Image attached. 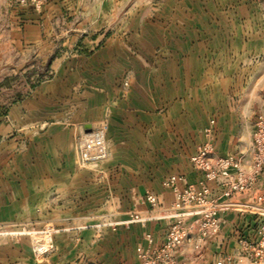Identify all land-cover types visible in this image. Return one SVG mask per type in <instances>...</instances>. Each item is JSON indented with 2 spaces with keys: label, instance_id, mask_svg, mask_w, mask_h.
<instances>
[{
  "label": "crops",
  "instance_id": "crops-1",
  "mask_svg": "<svg viewBox=\"0 0 264 264\" xmlns=\"http://www.w3.org/2000/svg\"><path fill=\"white\" fill-rule=\"evenodd\" d=\"M150 1L143 7L139 1L131 6L124 4V0H71L68 10L74 15L79 13L80 17L73 19L76 30L63 42L64 52L57 55L55 48L60 41L49 32L57 16L54 13L60 11L57 1L49 3L42 12L31 8L30 13L25 11L14 22L3 21L0 32L1 230L29 223L42 229L45 220L64 221V228L58 229V234L75 236L81 228L76 227V221L92 219L87 208L92 180L78 164L76 148L79 135L88 126L91 130H105L111 156L106 162L111 170L123 164L120 157L124 155L136 159L133 160L136 165L145 164L142 157L148 156L144 167H136L146 172L155 171L157 166L165 170L176 160L177 170L182 173L180 177L196 185L204 181V175L192 168L189 158L196 148L205 145L210 128L214 129V135L207 137L213 142L208 144L213 145L217 155H237L250 149L251 125L264 106V71H254L252 75L257 79L254 84H233L231 88L236 94L231 95V106L228 102L222 104L219 95H214L219 88L206 78L219 75L223 68L219 61L230 60L231 51L209 43L231 44L233 20L238 27L246 29L264 26V0ZM48 8L49 14L45 11ZM144 11L150 13L142 18ZM107 29L109 34L104 33ZM220 29H224L222 35ZM241 35L244 43L249 42L245 31ZM142 43L152 45L154 51L145 52ZM162 44L163 53H157L156 48ZM38 65H42V70L45 66L51 76L27 88L5 85L13 76L41 73ZM126 73L133 77L130 93L114 101L110 95L114 77ZM16 91L19 93L13 97ZM191 106L196 109L195 118ZM115 107L127 108V111L108 112ZM93 108L99 109V118L91 116ZM176 113L179 115L175 116ZM211 121L214 126L208 127ZM175 125L180 129L173 133ZM177 134L179 145L173 143ZM258 180L254 190L264 192V174ZM208 185L212 198L222 196L216 183ZM252 195L244 194L236 201L248 203ZM170 197L169 193L161 192L163 206L154 211L146 201L140 202L138 196L128 199L133 210L157 218L170 205ZM125 201L121 199V203ZM123 209L126 208L116 213L121 219L127 214ZM221 220V233L242 226L249 239L256 236L258 218L253 215L229 211L222 214ZM164 223L153 221L144 229L136 225L130 231L119 229L117 248L124 252V241L130 235L134 258L135 247L146 244V234H152L155 241L161 240ZM91 227V223L84 224V228ZM90 232L83 231L84 238ZM218 237H211L199 249L188 245L184 250L189 253L195 250L198 256L194 259L193 255L186 254L182 263L213 264ZM7 248L10 246L6 243L0 244V253ZM116 257L111 264H138L128 261V256ZM3 262L0 259V264Z\"/></svg>",
  "mask_w": 264,
  "mask_h": 264
},
{
  "label": "rangeland",
  "instance_id": "rangeland-1",
  "mask_svg": "<svg viewBox=\"0 0 264 264\" xmlns=\"http://www.w3.org/2000/svg\"><path fill=\"white\" fill-rule=\"evenodd\" d=\"M53 1L58 2L60 11L54 13L57 14V16H54L53 21L51 22L53 28L50 27L49 32L58 36L57 39L60 41V43L56 45L55 55L63 53L65 50L63 48V42L66 40L67 36L76 30L74 20L77 19V17H80L79 13L74 15L73 12L68 10L71 0H0V32L4 25L3 21H6V24L9 19L14 22L21 15L25 14V11L30 13L31 8L35 10L38 9L42 12L44 7ZM137 1H139L140 5L143 7L151 2L150 0H124V4L129 3V5L132 6V4H136ZM162 1L163 0H157L156 3H162ZM45 11L47 14L50 13L49 8ZM149 13L148 11H144L143 15H141L142 18L146 17ZM262 14H264V12H262ZM241 15L244 16L243 13H241ZM242 31L246 32V38L248 37L249 42H243V36L241 35ZM109 32L110 30L107 29L104 33L109 34ZM223 32L224 29H220V35H222ZM163 38L164 40L166 39L165 37ZM209 44V46H219L225 50L229 48V51H231L230 60L221 59L219 61L223 67L220 69L219 75L205 77L206 81L213 83L214 87L219 88L220 91L217 93L214 92V95H219L221 99L220 102H222V104L228 102L227 105L230 103L231 106V95L233 96L234 93L236 94V91H234L231 86H233V84L250 82L254 84L257 80L256 77L252 75L254 71L257 69L262 72L264 71V26L262 25L261 28L252 27L246 29L238 27V23L233 20L231 21V44ZM141 48L145 52L154 51L152 45H148L147 43H142ZM163 49V44L162 46L158 45L156 52H162ZM230 63L231 65L229 67ZM29 64V66H31L33 63L31 62ZM38 67L39 72L42 71L37 74L38 76L34 75V72H28L27 74H22L18 77L13 76L5 82V85L7 87L15 86L18 88L19 86H22L27 88V86L31 87L51 76V74L46 71L45 66L43 68L44 71L41 69L42 65H38ZM250 78H252V80ZM132 79L133 77L131 73L114 77V89L113 92L110 93L111 98H113L114 101L118 100L119 97L124 99L122 98L123 95L127 97L130 93ZM17 93L19 92L16 91L13 94V97L17 95ZM116 108L117 107L108 109V112H113L115 114L118 110L121 112L122 110L125 112L127 111V108ZM190 108L191 112H194L192 113V117H197L195 107L191 106ZM124 111L123 114H125ZM174 111L175 110L173 109V112ZM178 115L176 113L175 116ZM91 116L93 118H99V109H91ZM211 126H214L212 121L211 125L208 127ZM178 129L177 125L173 126V133L179 131ZM251 129L252 143L250 149L247 152L239 153L237 155L232 154V156L237 158L240 162L247 175H251L254 172V154L252 147L253 137L256 130V119L254 120L253 125H251ZM213 130V128H210V130L206 132V136L210 137V135L213 134ZM178 135L179 134L176 135V139L173 140V143L179 145L180 140ZM207 137L205 144L213 143L211 139H207ZM197 150L198 149L196 148L195 151L197 152ZM110 157L109 154V158ZM142 158H144L143 160L146 164L149 157L145 156ZM120 160L123 164H119V168L117 169L113 166L114 168L112 170L107 166L109 165V162H104L100 165H87L85 167L80 165L89 173L92 180V195L89 206L87 205V208L92 213V219L85 222L83 220H77L76 227L81 228L79 231L77 230L75 236L61 235V232L58 234V229L64 228L62 226L64 221L54 222L45 220L42 229L36 228L34 223H29L28 226H12V229L8 231L0 229V244L3 245V243H6V245L10 246V249L7 248L8 250L0 253V259L4 260L2 264H111L118 255L128 256V261H135L138 262V264H183L182 258L185 257L186 254L193 255L195 259V257L198 256V253L195 250L189 253L184 249L188 245L194 246L195 249H199L200 245L208 241V239L201 241L198 232V224L200 222L198 211L202 209V207L194 202L182 205V208H176V197L174 193L171 189L164 186V182L169 177L177 176L179 179L181 178L180 176L182 173L177 170L176 160H173L172 164H170L169 167H166L165 170L158 169L157 167L159 166H157L156 170H153L152 172L136 170V167H144L145 164L136 165L134 163L135 161H133L136 159L132 158L130 155H124L120 157ZM189 163L192 165L191 162ZM192 168L194 167L192 166ZM194 170L196 169L194 168ZM261 175L262 173H260L258 179ZM258 179L256 184L259 181ZM256 184L253 189H250L246 194L253 193L252 197L255 194H264V192H257V190H254ZM190 185L195 188H198L199 186L195 183H191ZM179 187L183 188V185H179ZM161 192H166L171 195V203L169 206H166L164 211H161V214L159 215L160 217L157 218L152 216V214H149V216L143 215L142 213L133 210L131 200L128 199L130 197L138 196L140 197V202H143L148 194H154L159 199L158 205L152 207L148 204L149 209L154 211L163 206L162 199L160 198ZM122 198H125L126 200L123 203H121ZM105 199H107L108 202H105ZM82 206L83 205H81V207ZM122 208H126L123 210L127 213L124 219L119 218L121 216L116 214L117 212L119 213ZM229 211L231 210H222L219 213L221 224L219 232L216 234L219 235V239L217 238L219 241V247L214 253L215 257L213 264L219 262L222 264H264L263 262L252 261L249 258L251 252L240 247V239H249L248 235L246 236V234H244L242 226H239V228L236 229L231 228V230L226 229L221 233L222 214ZM136 216L139 217L138 220L136 219ZM190 219H193L192 222ZM153 221L165 222L164 234L161 236L160 241H155L152 234H146V244H141V246L135 247V256L133 258V251L130 247V245H132L131 236L128 235L127 240L124 241V252L119 251V249L122 250L121 248H117L120 244V237L116 235L119 229L124 228L130 231L135 225L144 229ZM86 223H91V229L84 228V224ZM175 226H178L181 230L187 232L189 236L180 247H177L171 252H164L162 251L163 247L168 241L170 231ZM85 230L91 231L86 238L83 236V231ZM69 243H72L74 246L71 244L69 246ZM138 249H142L146 254L145 261L140 257Z\"/></svg>",
  "mask_w": 264,
  "mask_h": 264
},
{
  "label": "built area",
  "instance_id": "built-area-1",
  "mask_svg": "<svg viewBox=\"0 0 264 264\" xmlns=\"http://www.w3.org/2000/svg\"><path fill=\"white\" fill-rule=\"evenodd\" d=\"M76 148L78 162L82 167L100 165L108 160L110 154L106 132L103 128L82 132L77 139ZM252 151L254 172L247 175L237 158L232 155H217L212 144H205L199 147L190 158L192 166L204 175V181L198 188L177 176L169 177L164 182V186L174 193L176 208H182V205L194 202L201 205L202 209L198 211L200 216L198 232L201 241L210 239L219 232L221 224L219 213L222 210L239 211L242 215L256 216L258 218L256 236L252 239H240L239 244L242 249L251 252L249 258L252 261L264 263V194H255L252 200L245 204L236 201L241 195L253 189L260 173L264 174V106L257 115ZM180 182L183 183V188L179 187ZM210 182L216 183L222 190L220 198H212V191L208 185ZM145 201L152 207L159 203L158 197L154 194H148ZM138 218L136 216L137 220ZM188 236V233L178 226L173 227L162 251L175 250L184 243ZM138 252L145 261L144 251L138 249Z\"/></svg>",
  "mask_w": 264,
  "mask_h": 264
},
{
  "label": "water",
  "instance_id": "water-1",
  "mask_svg": "<svg viewBox=\"0 0 264 264\" xmlns=\"http://www.w3.org/2000/svg\"><path fill=\"white\" fill-rule=\"evenodd\" d=\"M86 130L87 132H89L91 130V127L90 126L86 127Z\"/></svg>",
  "mask_w": 264,
  "mask_h": 264
},
{
  "label": "trees",
  "instance_id": "trees-1",
  "mask_svg": "<svg viewBox=\"0 0 264 264\" xmlns=\"http://www.w3.org/2000/svg\"><path fill=\"white\" fill-rule=\"evenodd\" d=\"M41 82V81H40ZM34 86V85H33Z\"/></svg>",
  "mask_w": 264,
  "mask_h": 264
}]
</instances>
